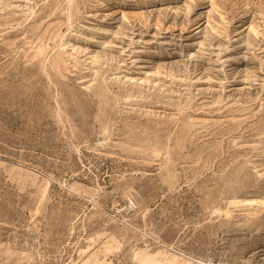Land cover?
<instances>
[{
  "label": "rangeland",
  "instance_id": "obj_1",
  "mask_svg": "<svg viewBox=\"0 0 264 264\" xmlns=\"http://www.w3.org/2000/svg\"><path fill=\"white\" fill-rule=\"evenodd\" d=\"M0 264H264V0H0Z\"/></svg>",
  "mask_w": 264,
  "mask_h": 264
}]
</instances>
